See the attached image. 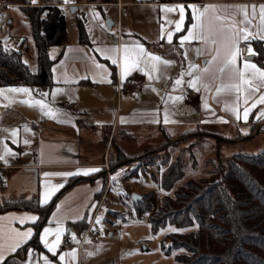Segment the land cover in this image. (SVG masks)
<instances>
[{"label": "crops", "instance_id": "crops-1", "mask_svg": "<svg viewBox=\"0 0 264 264\" xmlns=\"http://www.w3.org/2000/svg\"><path fill=\"white\" fill-rule=\"evenodd\" d=\"M12 4L11 7L19 8L18 10H22L23 7L20 6L60 5L65 12L63 17L67 36L63 44L49 46L47 49L48 57L52 61L51 81L48 85L30 89L29 93L9 91L11 88H24L21 85L0 87L7 90L0 106V157H3L0 159V173L14 171L7 180L0 179V203L35 197L40 198L39 203L44 206L57 195L54 207L46 216V222L39 227L36 226L39 220L37 212L9 210L0 213V251L3 252V263L8 258L18 257V264H44L41 259L43 256L50 264H115L114 242L111 238L107 239L106 230L95 224L96 215L98 216L102 209L99 200L104 192V184H107L102 157L109 135L119 132L133 136L132 131L138 129H151L156 135L160 127L165 133L179 135L194 128L211 125L225 128V132L232 131L235 132L234 135L243 137L250 135L254 125L258 124L257 128L262 126L264 117L259 116V113L264 111V104H257L252 108L245 121V105L241 101L238 108L241 118L237 120L229 107H226L236 103L237 94L233 91L216 95V85L221 81L213 79L212 74L204 75L202 82H198L199 91L189 86L190 79L202 75L200 69L211 59L215 45H205L199 40L181 44V37L187 35L188 29L197 22L192 19L190 5H196L201 11L208 6L209 11L203 18L204 24L214 28L220 23L214 20L215 16H234L239 21L242 18L239 7L247 6L251 16L253 5L257 8V20L253 21L255 25L258 22L259 6L264 4V0H206L190 3H162L157 0H35L33 3L32 0H21ZM178 5L185 8L180 31H176V22L180 19ZM68 8L74 9L71 11L70 24L66 19ZM166 8L175 10L167 12L164 10ZM17 14L14 12L12 16L15 19V29L20 23L19 18L24 24V32L12 29L10 35L13 36L16 47L22 51V62L27 63L31 73H36L37 51L30 24L26 16L17 17ZM106 19L112 23L109 29L105 23ZM10 21L9 23H12L11 19ZM78 23L84 32L83 42L79 40ZM224 23H228V20ZM70 26L71 34L68 33ZM117 28L120 29L119 43L112 40ZM251 31L255 32L256 28L252 27ZM169 32L172 33L171 42L168 40ZM240 42L247 45V55L242 56L238 47L236 66L243 68L247 60L260 67L254 59L257 56L255 44L259 43L264 50V40L249 37L247 41ZM136 45L142 46L146 53L159 56L161 62L157 64L155 72L151 71V63L147 62L141 63L128 73L124 78L130 77L140 81L143 88L122 96L118 103L114 83L118 76L121 77L119 56L124 48L137 51ZM248 47L252 48L253 54H249ZM112 49L117 50L116 64L106 58V55H112ZM163 61L171 63L164 64ZM190 65L197 66L191 69L192 76L187 75ZM211 67L214 69L216 65ZM182 72L185 73L183 76ZM147 73L151 74V79ZM178 78L182 82L175 85L174 82ZM203 83L209 84L207 90L202 86ZM256 83L258 91L252 94L253 98L264 94V86H260L258 81ZM53 90H57L55 95L52 94ZM189 92L192 93L191 100L186 98ZM176 97L179 99H175ZM19 100L23 103H19ZM36 100H44L49 107L56 110V116L43 114L41 108L34 103ZM63 102L74 103L76 109L60 114L58 106ZM251 102L250 100L249 104ZM30 104L34 107L29 106ZM165 116L168 118L167 123ZM121 118H124L123 122ZM25 128L28 131H25ZM12 130H16L15 137L11 136ZM25 140L28 143H25ZM5 148L10 151L6 152ZM85 168H96L99 171L89 175L74 174L67 177L44 175L76 173L78 169ZM23 169L32 171L37 177L41 184L39 196L8 191L18 171ZM72 179L80 181L66 186ZM110 179L109 175L108 180ZM54 185L62 186L41 204L40 201L49 186ZM31 216L38 219L32 221L29 219ZM57 220L61 221V243L55 250L56 255H53L44 248L40 234L45 227L55 229ZM89 225L87 235L83 237ZM29 229L32 235L20 241V246L11 251V247L20 240L17 233L27 232ZM46 239L51 243L55 239V233H50ZM34 242L37 243L36 246ZM29 249L32 250L30 255ZM73 249L74 260L70 255ZM18 250H21L20 257L16 254ZM60 255L65 256L63 262L60 261Z\"/></svg>", "mask_w": 264, "mask_h": 264}, {"label": "trees", "instance_id": "trees-1", "mask_svg": "<svg viewBox=\"0 0 264 264\" xmlns=\"http://www.w3.org/2000/svg\"><path fill=\"white\" fill-rule=\"evenodd\" d=\"M157 1L190 3L202 0ZM43 11H47L44 17L41 16ZM23 13L29 21L37 51V72L31 73L22 62L21 49L6 48L0 40V87L21 84L34 89L48 85L52 61L47 49L66 40V22L57 7L26 6ZM78 29L79 40L83 42L85 36L80 23ZM255 45L257 56L254 59L264 68V50L259 43ZM263 131L264 128L257 133ZM219 161L209 177L187 181L179 186L172 198L164 197L152 214L151 225L154 230L166 224L177 228L197 226L194 233L171 236L174 247L185 251L178 259L180 264H264V149L251 154L238 152ZM180 176L179 165H172L159 187L170 190ZM78 181L72 179L66 186ZM56 196L44 206L35 197L6 200L0 203V213L9 210L37 212L36 226L39 227L46 222ZM149 210V205L137 208L138 213ZM36 244L34 242V246ZM16 254L20 257L21 250ZM18 263V257H11L3 264Z\"/></svg>", "mask_w": 264, "mask_h": 264}, {"label": "rangeland", "instance_id": "rangeland-1", "mask_svg": "<svg viewBox=\"0 0 264 264\" xmlns=\"http://www.w3.org/2000/svg\"><path fill=\"white\" fill-rule=\"evenodd\" d=\"M6 1L10 7L3 10L6 17H0V40L6 48L15 49L17 48L16 44L13 41V36L10 35L12 29L16 27L15 19L12 16L14 12H17V17H24L22 7L25 6H20L22 10H18L19 8L11 6L13 2L21 0ZM46 15L47 11H43L41 14L42 17ZM71 15V10L68 8L66 16L68 24H70ZM10 19L12 23H9ZM18 21L20 23L16 29L24 32L22 20L18 18ZM68 33L71 34V26L68 28ZM130 79L139 82L141 88L134 87L128 93L121 91L118 94L115 80L114 86L118 103L122 96L130 95L134 90L143 88L140 81ZM21 86L32 89L26 85ZM3 90L0 92V106L1 99L7 92V90ZM191 98L189 97L187 100H191ZM20 102L22 101L19 100ZM60 106H58V112L64 114L66 111L61 113ZM31 107L34 105L32 104ZM74 109H76L75 104L69 111ZM20 110L23 109L20 108ZM27 110L29 111V108ZM261 125L259 128H257L258 124L254 125L253 131L250 133L251 136L243 137L234 135L235 132L232 133V131L225 132V128L211 125L194 128L189 131L190 133L183 132L179 135L165 133L161 127L156 135L152 133L154 131L151 129L132 131L133 136L119 132L114 135L110 134L102 157L103 168L106 171L104 178L107 184H104V192L99 200L102 205H100L101 212L98 216L96 215V218L100 217L101 220L100 223L96 222L95 224H98L102 230H106L107 239L111 238V241L114 242L115 264H180L178 259L185 254V251L174 247L171 236L178 233H194L197 231V226L177 228L174 225L166 224L154 230L151 225L152 214L164 197L172 198L174 196L181 184L209 177L217 169L218 160L221 162L238 152L251 154L264 149V131L257 133L259 129L264 128V125ZM175 164L180 167V178L170 190L161 189L159 182ZM13 172V170L1 171L0 179L5 180ZM109 175L111 176L110 180H108ZM113 176H116L115 180L112 179ZM40 187L41 184L32 171L23 169L18 171L14 183L10 188L8 187V191L39 196ZM148 205L151 206V210L137 212V208L140 209ZM171 229H177V231Z\"/></svg>", "mask_w": 264, "mask_h": 264}, {"label": "snow or ice", "instance_id": "snow-or-ice-1", "mask_svg": "<svg viewBox=\"0 0 264 264\" xmlns=\"http://www.w3.org/2000/svg\"><path fill=\"white\" fill-rule=\"evenodd\" d=\"M33 3H35V0H32ZM67 2V0H66ZM179 8V15L180 19L176 22V31H180L181 25L184 21V11L185 8L183 5H178ZM192 9V19L194 21H197L196 23H193L191 28L188 29L187 35H184L181 37V44L185 41H192V40H199L203 41L205 45H215L214 54L211 55V59H208L205 62V67L203 69H200L202 75L200 76H194L192 79L188 81V84L193 89H196L199 91V88L197 87L198 82H202L203 76L206 74H212L213 79L221 81L219 84L216 85L215 88V94L219 95L221 93L227 92H235L237 94L236 96V103L232 106H226L229 107V110L235 115L236 119L239 120L241 118V113L238 111V108L240 106V102L242 101L245 107L243 108V119L247 121L249 112L252 108H255L257 104H264V94H260L258 97L253 98V93L258 91L257 81L259 82L260 86H264V68L258 67L256 64L251 63L247 60L244 62L243 68H240L236 66V58L238 55V45L241 40L247 41L249 37H259V39L264 40V4L259 6L258 12V22L254 25L253 21L257 20V8L255 5L252 6V13L251 16L248 14L247 6H240L239 12L241 15V19L237 21L235 17H221V16H215L214 20L220 22L216 27L209 28L204 24V16L209 11V7L205 6V8L201 11L199 8H197L196 5H190ZM167 12H172L175 9L173 8H166L164 9ZM228 20V23H224L225 20ZM239 25V26H238ZM252 27L256 28L255 32H252ZM172 39V33H168V40L171 42ZM137 51L133 52L130 51L128 48H124L119 56V62L122 68L121 71V79L130 73L133 69L139 67L141 63H151V71L155 72L157 70V64L161 62V58L159 56L152 55L150 53H146L144 48L140 45H136ZM116 49H112L111 53L112 55H106V58L111 59L113 64L117 63V58L115 57ZM199 53V49L197 50ZM249 54H253V50L251 47H248ZM105 54V53H102ZM164 64H170L171 61H163ZM216 65V67L213 69L211 66ZM98 67H102L100 65H97ZM196 65H190L189 71L187 75L192 76L191 69L196 68ZM143 71V69H141ZM149 76V79H151V74L147 73ZM185 73H181V76H183ZM218 74V75H217ZM225 80L227 82H225ZM182 80L180 78L176 79L174 84L179 85L181 84ZM202 86L207 90L209 88L208 83H203ZM3 89H0V92H3ZM9 91L12 92H21V93H29L31 90L28 88H11ZM57 90H53L52 94L55 95ZM46 95V94H41ZM175 99H179V97H176ZM252 101L251 104H249V101ZM36 105H38L43 114L48 115L49 117L56 116V110L49 107L48 104L44 102V100H36L34 102ZM31 106V104L29 105ZM207 107V105H204ZM46 110V111H44ZM259 116L264 117V111H261L259 113ZM124 118H121L123 122ZM165 122H168L167 116H165ZM227 122V121H223ZM25 131H28L27 128H25ZM11 136H16V130H12ZM25 143H28L27 140H25ZM6 152H9L10 150L5 148ZM3 157H0L2 159ZM99 171V169L96 168H85V169H78L76 173L72 172H65V173H57V174H49L45 173L44 175H62V176H71L74 174H83V175H89L90 173H95ZM119 175V173H117ZM113 180L116 179V176L112 177ZM62 185H54L49 186V190L43 198L41 199V204L45 203L47 199L52 195L53 192H55L59 187ZM59 207V206H57ZM30 220L36 221L38 217L31 216L29 217ZM101 218L97 217L96 222L100 223ZM57 227L55 229H50L48 227L43 228V232L40 234V241L43 244L44 248L48 250V252H51L53 255H56V248L61 243V221L57 220ZM172 231H177V229H171ZM55 233V239L50 243L46 239V236L50 233ZM20 240L17 241L16 244H14L11 247V251H15L17 247L20 246V241L26 240L32 235L31 229H29L27 232L23 233H17ZM75 239V238H74ZM31 249L28 250L29 255L31 254ZM72 259H75V249L72 250L70 253ZM60 261L63 262L65 259L64 255H60ZM41 259L44 260V264H50V261L46 258L41 256ZM4 256L3 252L0 251V264H3Z\"/></svg>", "mask_w": 264, "mask_h": 264}, {"label": "built area", "instance_id": "built-area-1", "mask_svg": "<svg viewBox=\"0 0 264 264\" xmlns=\"http://www.w3.org/2000/svg\"><path fill=\"white\" fill-rule=\"evenodd\" d=\"M7 7H10V4L6 0H0V17H5V13L3 10H5ZM55 7L59 9V15L64 16L65 12L63 11V8H61L60 5H56ZM112 40L116 43H119V40H120V29L119 28H117L115 33L112 35ZM238 47H239L240 54L242 56H246L247 55V45L244 42H240ZM115 85H116L118 94L121 91H123L124 93H128L134 87L141 88V84L139 82L133 81L130 78H125L122 80L120 76L117 77ZM191 96L192 94L190 92L186 94V98H189ZM73 105H74L73 103H69V102L61 103V106H60L61 113L64 111L71 110ZM89 227L90 225L85 230L83 237L87 235V231L89 230Z\"/></svg>", "mask_w": 264, "mask_h": 264}, {"label": "water", "instance_id": "water-1", "mask_svg": "<svg viewBox=\"0 0 264 264\" xmlns=\"http://www.w3.org/2000/svg\"><path fill=\"white\" fill-rule=\"evenodd\" d=\"M71 11H74V9H72ZM106 23H107L106 26L109 29L111 27L112 23L110 21H107ZM133 198H136V196H133Z\"/></svg>", "mask_w": 264, "mask_h": 264}]
</instances>
